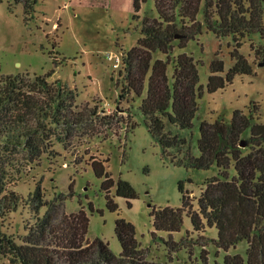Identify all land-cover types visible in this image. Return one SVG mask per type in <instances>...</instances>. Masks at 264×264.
<instances>
[{
  "label": "trees",
  "instance_id": "1",
  "mask_svg": "<svg viewBox=\"0 0 264 264\" xmlns=\"http://www.w3.org/2000/svg\"><path fill=\"white\" fill-rule=\"evenodd\" d=\"M26 13L33 11L37 0H17ZM134 19L145 0H132ZM203 1V19L197 18ZM155 15L141 18L140 36L125 53V86L119 98L132 91L140 95L145 79L146 91L139 105L143 122L152 138L160 145L162 155L174 165L190 169H209L217 174L204 182L196 199L189 198L183 182L178 183L180 207L152 208V225L156 231L167 232L165 245L176 249L171 235L178 232L184 215L192 230L204 232L214 227L212 239L217 248L227 251L245 241V256L226 254L215 264H264V123L257 121L258 108L248 113L235 109L229 121L221 116L214 121L201 120L198 126V155L192 153L187 130L193 125L203 86L199 84L197 62L185 52L172 56L173 49L186 46L189 39L201 34L203 28L216 37L231 36L230 56L233 66L226 72L216 54L210 65L206 84L209 93L222 89L236 75L249 74L251 66L239 52L243 39L258 32L264 40V0H154ZM264 62V49H255ZM162 54L165 57H154ZM55 61V60H54ZM172 65V72L167 73ZM45 74L0 75V259L10 264H171L148 260V249L140 246L134 225L118 217L114 234L121 251L115 255L107 242L89 240V217L83 209L67 213L62 194L45 199L40 184L29 194L31 223L24 226L20 242L4 231V221L15 211L22 197L8 188L7 167L19 155L29 161L39 160L52 150L53 138L65 143L76 129L85 135L101 133L118 120L117 112L99 113L96 107L78 106L76 90L59 79L49 80ZM136 126V125H135ZM134 126V127H135ZM167 150L176 155L169 157ZM105 161H92L96 177L103 178L101 190L106 206L117 210L109 192L131 199L137 194L124 179L116 182L105 169ZM195 203V205H194ZM45 210L40 214V209ZM201 260L207 264V256Z\"/></svg>",
  "mask_w": 264,
  "mask_h": 264
},
{
  "label": "rangeland",
  "instance_id": "2",
  "mask_svg": "<svg viewBox=\"0 0 264 264\" xmlns=\"http://www.w3.org/2000/svg\"><path fill=\"white\" fill-rule=\"evenodd\" d=\"M203 1L197 18L202 21ZM134 19L132 0H37L31 13H26L22 2L0 0V75L45 74L54 70L49 80L59 79L76 90L78 106L96 107L99 113L117 112L118 120L101 133L85 135L80 129L73 132L65 143L53 138L52 150L39 160L29 161L21 155L7 167L8 188L21 197L20 204L4 221V231L20 242L24 226L31 223L32 212L28 199L40 184L45 199L62 194L67 213L83 209L89 217L87 238H100L118 255L121 251L114 234L118 217L131 222L135 237L144 249L148 260L171 264H207L222 262L226 254L245 256L247 243L242 241L227 251L216 247L214 227L204 232L192 230L190 219L184 215L180 231L171 238L179 243L169 253L165 231H154L152 208L180 207L181 193L178 183L183 182L189 198L196 199L207 178L217 174V169H190L174 165L162 155L160 145L152 138L143 122L139 105L145 96V79L140 95L128 92L119 98L125 86L123 60L140 36L141 18L155 15L154 0H145ZM232 37H216L203 28L201 34L189 39L183 48L173 49L172 56L185 52L197 62L199 84L203 86L198 100V110L191 129L187 130L192 153L197 156L198 126L201 120L214 121L221 116L229 121L235 109L245 113L255 106L259 109L257 121L264 123V63L255 49H264V40L258 32L243 39L239 52L251 66L249 74L236 75L224 88L209 93L206 84L210 65L216 54L222 59L226 72L233 66L230 56ZM109 53H121L119 67L112 66ZM154 57L164 58L156 53ZM55 60V61H54ZM172 65L168 66L170 76ZM136 125V126H135ZM135 126V127H134ZM169 157L176 155L167 150ZM105 161V169L116 182L127 180L135 189L136 198L131 206L126 199L115 195V186L109 192L117 204L116 211L106 206L101 190L103 178L96 177L92 161ZM195 205V203H194ZM45 208L40 209V214ZM0 264H10L6 258Z\"/></svg>",
  "mask_w": 264,
  "mask_h": 264
},
{
  "label": "built area",
  "instance_id": "3",
  "mask_svg": "<svg viewBox=\"0 0 264 264\" xmlns=\"http://www.w3.org/2000/svg\"><path fill=\"white\" fill-rule=\"evenodd\" d=\"M107 57H108L109 60H113L114 61L112 63V66L114 68L119 67V65H120V63L122 61V58H123L121 53H118V54H116V53H109Z\"/></svg>",
  "mask_w": 264,
  "mask_h": 264
},
{
  "label": "water",
  "instance_id": "4",
  "mask_svg": "<svg viewBox=\"0 0 264 264\" xmlns=\"http://www.w3.org/2000/svg\"><path fill=\"white\" fill-rule=\"evenodd\" d=\"M264 62H260V64H263Z\"/></svg>",
  "mask_w": 264,
  "mask_h": 264
}]
</instances>
